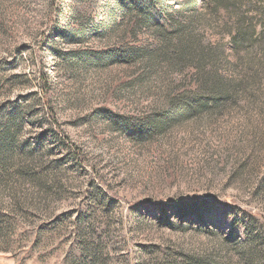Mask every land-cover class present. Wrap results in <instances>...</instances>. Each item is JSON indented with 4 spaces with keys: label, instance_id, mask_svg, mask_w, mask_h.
<instances>
[{
    "label": "rangeland",
    "instance_id": "1",
    "mask_svg": "<svg viewBox=\"0 0 264 264\" xmlns=\"http://www.w3.org/2000/svg\"><path fill=\"white\" fill-rule=\"evenodd\" d=\"M249 1L0 0V264H264Z\"/></svg>",
    "mask_w": 264,
    "mask_h": 264
},
{
    "label": "trees",
    "instance_id": "2",
    "mask_svg": "<svg viewBox=\"0 0 264 264\" xmlns=\"http://www.w3.org/2000/svg\"><path fill=\"white\" fill-rule=\"evenodd\" d=\"M221 1L231 4L235 10H238L237 7L240 8L239 5H242L245 2H247L248 5L251 4V2L249 0H214L213 5H217ZM234 14L236 16V20L238 21V26L241 28L238 29L237 33H231L230 35L232 36L234 46L239 47L244 42H248L250 40V38H251L250 36H251V34H253V29H252V27H245L244 28L243 26H241L242 25L241 23H248V18L242 12L237 11ZM213 95H215V94L211 93L210 96H213ZM7 118H8L7 122H10L12 120V116H9ZM4 173H7L6 162H3L0 160V179L1 180H4L6 178L10 179V177H12V175H13L12 173H9L6 175ZM1 217L2 216L0 215V219H1Z\"/></svg>",
    "mask_w": 264,
    "mask_h": 264
}]
</instances>
